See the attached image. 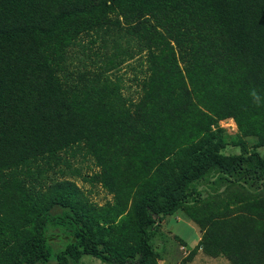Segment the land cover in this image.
<instances>
[{
    "label": "trees",
    "instance_id": "trees-1",
    "mask_svg": "<svg viewBox=\"0 0 264 264\" xmlns=\"http://www.w3.org/2000/svg\"><path fill=\"white\" fill-rule=\"evenodd\" d=\"M136 51L128 101L107 73ZM177 217L264 264V0H0V264H157Z\"/></svg>",
    "mask_w": 264,
    "mask_h": 264
},
{
    "label": "rangeland",
    "instance_id": "rangeland-1",
    "mask_svg": "<svg viewBox=\"0 0 264 264\" xmlns=\"http://www.w3.org/2000/svg\"><path fill=\"white\" fill-rule=\"evenodd\" d=\"M114 29V28H113ZM109 31L112 35H115V32ZM110 34V35H111ZM93 37H86L85 42L89 44ZM122 44H126V41H122ZM134 49V46H133ZM137 50V49H136ZM137 52V51H136ZM134 53V57L131 59H126L124 61L116 60L118 65L112 71L107 73V76L110 78L112 85L118 84L121 87V92L124 93V96L129 100H132L131 96H135L136 92L141 89V82H143V78L149 75V70L147 66L146 55L142 56L141 54ZM124 57H120L123 59ZM98 64L93 66V68L97 67L99 64H110L106 59V62L103 63L100 60H97ZM144 63L141 66V62ZM184 62L180 59V65L184 66ZM113 65V64H110ZM223 126L228 127L229 132L237 133V126L234 122L228 121L227 123H223ZM227 153H238L240 152V148L228 146L225 150ZM63 154V153H62ZM71 158V162L74 167L81 168L82 174L80 176L69 175L70 177L77 180L78 184L88 193L90 199L97 204H104L109 200L113 199V195L109 194L106 190H104L100 184H90L89 182L84 181V176H91L98 169L93 164V158L86 159V162L91 165V167L87 168L85 164L81 163V158L83 157L81 154L73 157L70 154L68 155ZM64 166V164H62ZM245 184V182H244ZM247 186L249 188H253L251 184L248 182ZM202 190V189H201ZM211 192L212 190L207 189L204 193L205 195ZM178 222H173L170 224V230L167 231V227L162 228L164 232L160 231L156 234L155 238L152 239L153 243L158 247L161 258L157 260V264H231L228 258L220 255L212 256L208 254L203 247H198L200 241V233L199 227H197L196 223L188 218H177ZM163 225V224H162ZM52 236V243L55 248H60L66 241H68V237L65 234H61L59 230H53L50 233ZM175 234L186 242L184 243L175 237ZM259 239V238H258ZM191 255V258L188 256ZM83 263L80 264H113L110 262L102 261L98 258L85 256L82 260Z\"/></svg>",
    "mask_w": 264,
    "mask_h": 264
},
{
    "label": "clouds",
    "instance_id": "clouds-1",
    "mask_svg": "<svg viewBox=\"0 0 264 264\" xmlns=\"http://www.w3.org/2000/svg\"><path fill=\"white\" fill-rule=\"evenodd\" d=\"M232 122V121H231ZM178 218V217H177ZM201 238V237H200Z\"/></svg>",
    "mask_w": 264,
    "mask_h": 264
}]
</instances>
